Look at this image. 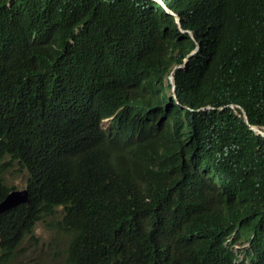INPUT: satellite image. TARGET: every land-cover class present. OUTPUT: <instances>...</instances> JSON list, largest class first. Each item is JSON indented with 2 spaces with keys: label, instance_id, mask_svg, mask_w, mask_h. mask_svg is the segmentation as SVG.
<instances>
[{
  "label": "trees",
  "instance_id": "trees-1",
  "mask_svg": "<svg viewBox=\"0 0 264 264\" xmlns=\"http://www.w3.org/2000/svg\"><path fill=\"white\" fill-rule=\"evenodd\" d=\"M161 1L185 32L154 0H0V202L18 169L29 198L0 264L39 223L68 264H234L235 231L264 264V0Z\"/></svg>",
  "mask_w": 264,
  "mask_h": 264
},
{
  "label": "rangeland",
  "instance_id": "rangeland-1",
  "mask_svg": "<svg viewBox=\"0 0 264 264\" xmlns=\"http://www.w3.org/2000/svg\"><path fill=\"white\" fill-rule=\"evenodd\" d=\"M16 178L15 181H11ZM7 179L17 190L25 189L26 177L23 172L14 170ZM61 213V209L57 210ZM54 230L43 223L36 225L33 236H27L18 247L14 260L8 264H68L65 254L67 236L54 234Z\"/></svg>",
  "mask_w": 264,
  "mask_h": 264
},
{
  "label": "clouds",
  "instance_id": "clouds-1",
  "mask_svg": "<svg viewBox=\"0 0 264 264\" xmlns=\"http://www.w3.org/2000/svg\"><path fill=\"white\" fill-rule=\"evenodd\" d=\"M155 2H158L160 4V6H162V8L169 14L173 15L174 18H175V21L177 23V26L179 28V25H180V28L179 30L181 32H185V30L182 29L181 27V23H180V18L178 15L176 14H173L166 6L165 4L161 1V0H154ZM176 16L178 17V20H179V25H178V21L176 19ZM190 34L192 35V32H190ZM198 50V47L195 45V47L192 49V51L189 52L188 56L185 58L184 60V63L181 64V65H177V66H184L186 65V63L188 62V58L195 55L196 52ZM176 67V66H175ZM182 67V68H184ZM174 69V68H173ZM171 70L170 74L168 75L167 79L169 81V84L171 85V88H172V97L173 99L176 101V96H175V93H176V90L175 92H173V87H172V84H174V79H173V72L175 70ZM181 69V68H179ZM177 70V69H176ZM175 85V84H174ZM176 87V86H175ZM233 107V106H232ZM208 109L210 107H207ZM119 110L115 111L114 114L110 115V116H107V117H104L101 119V122H100V127L102 128L103 132H104V135L106 133V135H109L115 131H121L120 128H117L116 125H115V118L118 114ZM143 116L145 119H148V118H151V116L146 113L144 114L143 113ZM249 126V125H248ZM253 127V126H252ZM250 128V126H249ZM257 128V127H256ZM259 129V128H258ZM261 130V129H260ZM262 132L264 130H261ZM129 137H136V138H139L138 134L136 133V135H129ZM106 139V138H105ZM23 190H26V189H23ZM13 191H21V190H13ZM12 192V191H11ZM10 193V192H9ZM8 193V194H9ZM7 194V195H8ZM5 199V198H4ZM3 199V200H4ZM2 200V201H3ZM3 214V213H0V215ZM236 232V231H235ZM235 232L228 235V237L223 241L222 245L224 248H226L233 256V263L234 264H254L256 262V257L254 255V252H253V246L251 244V242L243 237H240V238H236L235 237ZM65 235V234H64ZM26 238V237H25ZM253 236L250 237V239H252ZM24 241V240H23ZM22 241V242H23ZM22 244V243H21ZM20 244V245H21ZM19 245V246H20Z\"/></svg>",
  "mask_w": 264,
  "mask_h": 264
},
{
  "label": "water",
  "instance_id": "water-1",
  "mask_svg": "<svg viewBox=\"0 0 264 264\" xmlns=\"http://www.w3.org/2000/svg\"><path fill=\"white\" fill-rule=\"evenodd\" d=\"M176 19H177L178 25H179V20H178L177 16H176ZM179 28H180V25H179ZM182 67H184V66H182ZM182 67L176 66V67H174L173 70H176V69H179ZM172 87H173V92H175V90H176L175 85L172 84ZM242 112H243V115L245 117L246 122L248 123L245 112L244 111H242ZM255 128L256 127L250 126V129L255 134L261 135L264 138V131L262 132L260 129H258V128L255 129ZM28 203H29V198H28L27 190L12 191L5 197V199L3 201L0 202V213H3L6 210L12 209V208H14L20 204H28Z\"/></svg>",
  "mask_w": 264,
  "mask_h": 264
},
{
  "label": "bare ground",
  "instance_id": "bare-ground-1",
  "mask_svg": "<svg viewBox=\"0 0 264 264\" xmlns=\"http://www.w3.org/2000/svg\"><path fill=\"white\" fill-rule=\"evenodd\" d=\"M255 129H257V128H255Z\"/></svg>",
  "mask_w": 264,
  "mask_h": 264
}]
</instances>
